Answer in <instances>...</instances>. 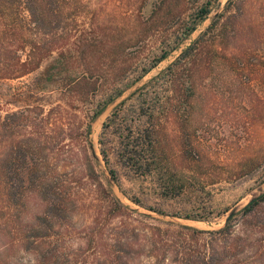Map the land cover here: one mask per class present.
I'll use <instances>...</instances> for the list:
<instances>
[{
  "label": "rangeland",
  "instance_id": "obj_1",
  "mask_svg": "<svg viewBox=\"0 0 264 264\" xmlns=\"http://www.w3.org/2000/svg\"><path fill=\"white\" fill-rule=\"evenodd\" d=\"M153 1L74 0L69 6L70 10L73 8L74 19L66 25V39L60 48L23 76L0 77V157L9 156L12 143L31 145L32 151L29 149L27 153L29 164L42 165L40 172L55 178L74 216L72 223L56 227L53 239L58 252L71 264L76 260L87 263L95 258L99 234L110 235L123 222L138 230L141 238L155 240H165L166 229L176 230L181 225L217 229L224 225L230 210L236 213L251 198L264 192V181L257 182L264 175V0H243L239 23L232 36L229 35L226 52L244 50L249 56L242 71V86L230 70L222 74L215 71L211 79L200 82L204 90L210 91L203 94L202 110H197L194 122L200 152L192 163L179 161L183 176L181 193L166 198L159 194L153 178L120 174L121 187L143 203L173 213H203L210 216L208 220L159 214L131 201L111 179L99 153L98 135L112 108L174 60L216 18L228 0H219V5L177 49L110 102L90 122L86 138L81 133L93 103L121 84L120 78L123 82L132 79L157 47L162 31L150 29L144 33L150 23ZM19 33L12 29L4 34L0 76L10 72L5 64L14 61ZM49 38L48 41L54 42ZM226 59L230 68V59ZM82 76L89 77L93 83L92 103L80 100L86 87L83 91L78 87L76 91L69 90L68 82ZM88 156L93 159L95 174L104 187L110 188L126 206L122 216L112 217L108 213L106 192L98 189L85 168ZM16 165L20 167V161ZM255 166L258 168L248 172ZM8 204L0 186L3 213L0 246L9 240L12 236L9 230L20 224V220L23 223L42 210V202L32 191L24 193L16 209ZM17 211L20 218L11 216ZM6 257L30 258L18 247L0 252V262ZM142 262L155 264L150 257H144Z\"/></svg>",
  "mask_w": 264,
  "mask_h": 264
},
{
  "label": "trees",
  "instance_id": "obj_2",
  "mask_svg": "<svg viewBox=\"0 0 264 264\" xmlns=\"http://www.w3.org/2000/svg\"><path fill=\"white\" fill-rule=\"evenodd\" d=\"M72 2L74 0H0V47L5 32L12 29L20 32L14 61L4 62L10 72L0 77L23 76L37 69L44 58L60 48L66 39V25L72 18L73 8H69ZM243 3V0H228L216 18L182 48L174 60L119 101L103 121L98 135L99 153L111 179L134 203L159 214L184 219L205 221L210 218L203 213H173L147 205L121 187L120 174L153 178L159 194L166 198L181 193L183 176L179 161L192 163L200 152L194 122L197 110H202L203 94L210 92L204 90L200 82L211 79L215 71L222 74L230 70L241 86L243 84L242 71L248 53L244 50L226 52L229 35L239 23ZM218 5L219 0H154L148 18L150 23L144 33L150 29L162 31L157 47L132 79L123 82L120 78L121 84L93 103L81 132L83 136L86 138L90 122L110 102L177 49ZM80 53L82 56V50ZM227 57L230 68L225 62ZM1 59L0 53V64H3ZM60 71L63 69L58 73ZM45 72L50 74L49 69ZM88 78L82 76L68 84L70 91H76V87L83 91L86 87L80 100L92 103L90 94L94 86ZM10 145L9 156L0 157V186L9 201L8 206L16 209L24 193L32 191L42 202V210L34 212L23 223L20 220V224L9 230L12 232L9 240L0 246V252L18 247L30 258L6 257L0 264H71L58 252L53 237L56 227L72 223L73 209L62 198L55 178L40 172L42 165L27 161L32 146L19 142ZM16 161H20V167ZM85 168L98 189L106 192L108 213L112 217L122 216L126 206L110 188L104 187L89 156ZM256 168L258 166L251 167L248 172ZM263 181L264 175L257 182ZM15 213L11 216L20 218L19 211ZM2 230L0 227V232ZM165 231V240L145 239L139 236L138 230L123 222L110 235L99 234L95 258L87 263L76 260L72 264H144V257L152 258L155 264H264V192L246 203L220 228L204 230L181 225L176 230Z\"/></svg>",
  "mask_w": 264,
  "mask_h": 264
},
{
  "label": "water",
  "instance_id": "obj_3",
  "mask_svg": "<svg viewBox=\"0 0 264 264\" xmlns=\"http://www.w3.org/2000/svg\"><path fill=\"white\" fill-rule=\"evenodd\" d=\"M261 194H262V193H261ZM259 195H260V194H259ZM255 197H257V196H255ZM255 197L251 198L249 201H251V200L254 199ZM249 201H248V202H249ZM234 213H235V210H234V209L230 210V212L228 213V215H227L226 218H225V222L228 221L229 218H230Z\"/></svg>",
  "mask_w": 264,
  "mask_h": 264
}]
</instances>
